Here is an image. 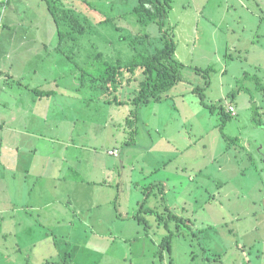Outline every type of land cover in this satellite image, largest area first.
Listing matches in <instances>:
<instances>
[{
    "label": "rangeland",
    "instance_id": "374dc122",
    "mask_svg": "<svg viewBox=\"0 0 264 264\" xmlns=\"http://www.w3.org/2000/svg\"><path fill=\"white\" fill-rule=\"evenodd\" d=\"M49 2L58 22L45 0H0V113L7 102L48 116L32 128L55 146L48 213L0 190V264H264V0H169L184 78L141 107L135 135L131 106L104 102L135 97L140 71L117 92L100 78L161 49L158 23L138 22V0ZM18 234L37 249L19 252Z\"/></svg>",
    "mask_w": 264,
    "mask_h": 264
},
{
    "label": "crops",
    "instance_id": "0c3cea01",
    "mask_svg": "<svg viewBox=\"0 0 264 264\" xmlns=\"http://www.w3.org/2000/svg\"><path fill=\"white\" fill-rule=\"evenodd\" d=\"M43 98L44 96L41 99L39 98L38 102L41 103ZM3 102H5V99L1 101V105H4ZM38 102H36V105ZM10 106L12 110H9L7 102H5V111L4 113H0V190H4L5 192L11 191L13 193L18 191L17 200L22 199V203L20 204V201H14L13 199L10 201V206H20L21 208L17 210L25 211V213L38 212L39 216L40 211L48 213L47 211L53 203V200L49 199L51 196L48 192L49 177L53 166L49 169L48 163L49 159H52V152L55 146L52 137L51 139L44 137L46 136L44 133L34 131L32 126L40 123L39 120H42L44 125L48 127L47 122L49 118L48 116H41L33 108L31 110L27 109L25 105L11 104ZM19 106L22 109H19ZM6 109H8L7 112ZM5 134L7 138L4 137ZM42 140H48L51 143L44 146L42 145ZM64 146L68 148L69 145L64 144ZM116 151L115 149L109 155L118 156L119 152L115 155ZM121 163L124 164V159L121 160ZM64 173L65 171H62L60 175L64 176ZM82 174L85 173L82 172ZM91 174L92 172L88 175L91 176ZM90 176H88V182L97 184L98 182L92 177L90 178ZM119 180L121 179L119 178ZM165 183L164 181L161 182L162 185ZM44 184L47 185L43 186ZM119 184L121 187L122 181ZM54 188L52 185L51 192ZM147 190L150 191L148 188ZM146 191L145 194H148L149 192L146 193ZM147 198H149V195ZM0 199L6 201V195L0 192ZM139 205L140 203H138ZM167 209L170 210L168 207L165 210ZM6 214H11L10 209L1 208L0 206V230H3L8 222L6 221ZM26 223L28 221L18 223L17 230H27V228H24L25 225H23ZM7 230H10V225L8 224ZM18 236L21 237V242L16 243L19 252H23L24 249H37L38 242H34V245H31V243L27 244L23 236L19 234Z\"/></svg>",
    "mask_w": 264,
    "mask_h": 264
},
{
    "label": "trees",
    "instance_id": "16d2710c",
    "mask_svg": "<svg viewBox=\"0 0 264 264\" xmlns=\"http://www.w3.org/2000/svg\"><path fill=\"white\" fill-rule=\"evenodd\" d=\"M45 1H47L50 12L58 22L59 18L62 16L58 17L59 11L57 7L54 3L49 2V0ZM170 10L171 5L169 3V0H138V4L133 10V13L136 15L138 22L142 25H149L152 22L158 23L159 28L164 35V46L161 49H157L153 54H136L133 60L127 65L121 63L120 61L114 65L108 64L100 78L107 85L109 93L111 91L117 92L119 88H122L125 85H130L131 82L137 78L138 71H140L142 80L140 78L138 79L139 90L135 97L121 100L116 95L113 99L104 102L108 105L116 104L123 107L131 106V111L126 120V128L132 135H135L137 133L135 128L137 127V122L140 119L141 107L151 102H162L163 95L165 93H168L184 78L183 64L176 58V44L173 38L164 31L165 20ZM60 36L61 38H65L62 32L60 33ZM132 43H135V40H132ZM212 69L213 68H209L208 71ZM208 73L207 78H210ZM91 77L94 80H98L97 76ZM207 86H209V79L207 81ZM258 89L263 91L264 86L258 85ZM37 93H39V91H37ZM200 94L203 98V93ZM210 109L213 110L214 108L212 107ZM221 109V126L223 129L226 124L232 119V115L230 113H227L223 109V107H221ZM133 142L134 140H130L127 141L126 144L133 145ZM148 192L149 190L146 191V193ZM144 206L145 203L142 205L140 212L143 210ZM167 210L166 213H169L170 210ZM136 217L138 218L139 215ZM173 218L178 222L184 220L183 218H178L177 216H173ZM171 240L172 238L169 237L165 244L170 253L172 250Z\"/></svg>",
    "mask_w": 264,
    "mask_h": 264
},
{
    "label": "built area",
    "instance_id": "2783aa9c",
    "mask_svg": "<svg viewBox=\"0 0 264 264\" xmlns=\"http://www.w3.org/2000/svg\"><path fill=\"white\" fill-rule=\"evenodd\" d=\"M7 1H9V0H6V2H7ZM117 152H118V151H116L115 155H117Z\"/></svg>",
    "mask_w": 264,
    "mask_h": 264
}]
</instances>
